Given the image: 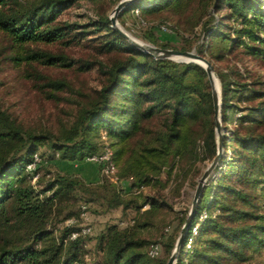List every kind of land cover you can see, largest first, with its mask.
I'll return each instance as SVG.
<instances>
[{
	"label": "trees",
	"instance_id": "trees-1",
	"mask_svg": "<svg viewBox=\"0 0 264 264\" xmlns=\"http://www.w3.org/2000/svg\"><path fill=\"white\" fill-rule=\"evenodd\" d=\"M77 1L0 0V34L15 52L12 60L73 68L74 61L62 52L26 46L79 43L86 31H75V23L61 19ZM128 12L149 31L167 28L181 44L160 41L156 47L195 51L205 58L221 89L220 157L203 185L174 264H246L253 253H264V78L237 62L249 57L264 64V0H136L118 12L121 24ZM88 24L95 37L87 42L105 61L81 63L77 69L89 70L95 63L103 79L90 94L77 91L85 99L68 129H26L0 106V264H84L87 237L81 226L69 224L55 234L52 220L64 203L78 194L84 202H102L108 209L139 211L149 205L144 214L150 216L169 206L155 195H141L144 186H165L177 165L178 178L196 160L211 162L217 155L204 68L142 52L105 15ZM221 62L226 65L216 66ZM67 86L62 79L44 83L51 92ZM158 117L164 128L156 131L152 122ZM41 147L50 155L41 153ZM106 149L117 182L102 172L100 163L93 162L98 173L92 182L49 167L54 159L83 162ZM36 153L43 162L27 171ZM121 180L129 181L130 195L118 187ZM189 209L183 210L176 231L165 228L153 240L138 236V225L107 226L96 237L102 259L92 264H166ZM74 232L77 237L70 238ZM155 243L159 251L163 246L165 257L149 255Z\"/></svg>",
	"mask_w": 264,
	"mask_h": 264
},
{
	"label": "rangeland",
	"instance_id": "rangeland-1",
	"mask_svg": "<svg viewBox=\"0 0 264 264\" xmlns=\"http://www.w3.org/2000/svg\"><path fill=\"white\" fill-rule=\"evenodd\" d=\"M119 0H79L68 7L61 19H66L69 23H75L77 30L86 31L79 36V43L68 46L57 41L52 44H29L27 48H41L50 50L54 53L62 52L74 61L71 69L46 66L38 62L27 63L26 61L19 64L12 60L15 55L14 50L8 47V42L0 34V106L7 110L12 117L26 129L33 131L50 130L59 133L64 129H68L75 121L79 109L82 106L84 97L79 95L78 90H82L85 94L92 93L98 88L102 81L97 64H93L89 70L79 71L77 67L81 63L96 62L98 60L105 61L101 55H97L93 50V44L87 42L95 37L92 34L93 27L88 26L92 19L98 15L109 17L113 13V8ZM118 15V13H117ZM149 20L156 19L150 16ZM117 26L121 28L128 36L143 45L155 46L160 41H170L173 45H181L178 38H175L168 29H154L149 31L145 26L137 23V18L132 12H128L122 16L121 24L117 18ZM199 26L195 28L199 33ZM74 33V32H73ZM82 37V38H80ZM199 39L195 38L194 43H198ZM90 45V46H89ZM195 52V51H194ZM226 62L217 63L216 66L224 67ZM240 67L246 66L249 72L255 76L264 78V64L249 57H244L242 61L237 62ZM214 70V69H213ZM216 75V72L214 70ZM213 74V83L215 89L219 90L218 77ZM47 78L62 79L67 83V87L60 91L51 92L44 87ZM215 79L217 85L215 84ZM52 93L53 96L50 95ZM221 97V89H220ZM164 119L162 117L155 118L152 122V128L158 131L163 129ZM45 156L50 155L47 147L39 149ZM93 162H61L58 159L51 161V168L63 169L67 172L78 173L87 182L95 181L97 178L86 171L87 166ZM210 163L208 160H196L194 165L186 167L182 177L177 178L179 174V165L175 172H172V178L165 186L152 185L144 186L141 189V195H155L161 201H164L169 207H161L145 215L144 211L149 210V205H144L139 211L134 208L122 209L120 207L108 209L105 205L98 201L84 202V198H79L78 194L74 195L68 202L62 206L64 209L55 216L52 223L55 225V234L69 224H77L83 226L87 224L90 227L89 233L86 234L87 240L85 244V254L82 257L84 264H92L100 262L102 253L96 246V237L102 234L109 225H119V227H136L138 236L148 240H153L160 236L162 232L173 233L179 226V218L182 217L184 209L190 206L196 181L199 173L203 172L205 167ZM48 167V168H49ZM176 175H175V174ZM166 175H162L164 180ZM118 187L130 195L129 181L121 180ZM128 195V196H129ZM142 199V197H139ZM86 203V216L81 217L80 206ZM75 212L73 216L65 218L67 212ZM134 223H133V220ZM146 223V224H145ZM148 223V224H147ZM163 246L159 251V257H165ZM246 264H264V253H253L252 258Z\"/></svg>",
	"mask_w": 264,
	"mask_h": 264
},
{
	"label": "water",
	"instance_id": "water-1",
	"mask_svg": "<svg viewBox=\"0 0 264 264\" xmlns=\"http://www.w3.org/2000/svg\"><path fill=\"white\" fill-rule=\"evenodd\" d=\"M136 0H119L117 4L113 8V13L108 18L111 22V27L115 29L117 32H119L121 35H123L132 45L137 47L142 52L152 54L155 58H166L171 59L177 62H193L201 67L204 68L207 78L209 80L210 86H211V98H212V107H213V123H214V131L217 136V155L214 157V159L205 167L203 170L201 176L198 178L196 187L194 189V193L192 196L190 209L187 218L185 219L184 224L181 227L180 234L177 238L176 244L174 249L172 250L170 256L168 257L166 264H174L177 257V252L180 246V243L183 239V236L190 224L191 217L193 215L197 200L200 196L201 190L203 188V185L208 178L209 174L211 173L212 169L216 165L221 149H222V134L223 130L221 128L220 123V110H221V97H220V84H219V90L215 89L213 86V80H212V74L215 75L212 65L203 57H201L199 54H197L194 51H180L177 49H164V48H158L155 46H149V45H143L130 36H128L119 26H117V13L123 9L128 4L132 3ZM216 76V75H215ZM217 78V76H216ZM218 79V78H217ZM219 82V80H218Z\"/></svg>",
	"mask_w": 264,
	"mask_h": 264
},
{
	"label": "built area",
	"instance_id": "built-area-1",
	"mask_svg": "<svg viewBox=\"0 0 264 264\" xmlns=\"http://www.w3.org/2000/svg\"><path fill=\"white\" fill-rule=\"evenodd\" d=\"M135 13L137 14L138 11L136 10ZM163 29H167L165 27H161ZM86 161H89V162H94V163H97V164H102V172L107 175L111 181L113 182H117L118 179L117 177L115 176V173H116V168L115 166L113 165V163L110 161V151L108 149H106V151L100 155H92V156H89V157H86L85 158ZM43 160L42 158L36 153L34 155V158H33V162L29 165H27V171H34L35 168L37 167L38 164L42 163ZM36 176L33 177V180H35ZM86 216V207L84 205L81 206V217L84 219ZM90 231V227L85 224L83 226H81V233L82 234H87L89 233ZM192 231H193V234L196 233V226H194L192 228ZM78 233L77 232H74L71 234L70 238H75L77 237ZM190 242H191V238H189L188 240V247L190 246ZM159 249H160V246L159 244L155 243V244H152L150 247H149V250H148V253L150 256H156L158 253H159Z\"/></svg>",
	"mask_w": 264,
	"mask_h": 264
},
{
	"label": "crops",
	"instance_id": "crops-1",
	"mask_svg": "<svg viewBox=\"0 0 264 264\" xmlns=\"http://www.w3.org/2000/svg\"><path fill=\"white\" fill-rule=\"evenodd\" d=\"M84 162V161H83ZM89 174H91L92 176H94L95 178H97V165L94 163H91L89 166H87L86 171Z\"/></svg>",
	"mask_w": 264,
	"mask_h": 264
},
{
	"label": "bare ground",
	"instance_id": "bare-ground-1",
	"mask_svg": "<svg viewBox=\"0 0 264 264\" xmlns=\"http://www.w3.org/2000/svg\"><path fill=\"white\" fill-rule=\"evenodd\" d=\"M214 78H213V74H212V80H213ZM215 84H216V86H218L217 84V81H216V79H215ZM213 86H214V83H213ZM215 88V87H214Z\"/></svg>",
	"mask_w": 264,
	"mask_h": 264
}]
</instances>
